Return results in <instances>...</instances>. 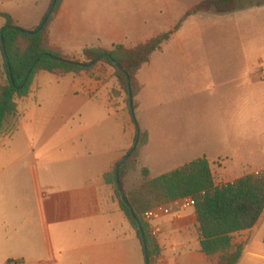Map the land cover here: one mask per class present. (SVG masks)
Returning a JSON list of instances; mask_svg holds the SVG:
<instances>
[{"label": "crops", "instance_id": "1", "mask_svg": "<svg viewBox=\"0 0 264 264\" xmlns=\"http://www.w3.org/2000/svg\"><path fill=\"white\" fill-rule=\"evenodd\" d=\"M50 1L34 0V14L29 24L23 25L25 30H33L40 23ZM199 2L189 6L192 8ZM179 5V0H136V9L129 15L128 11L122 12L126 0H63L49 25V42L71 57H80L82 50L90 47L110 49L121 44L131 48L170 30H174L171 41L181 43L180 21L186 11L167 21L174 22L168 30L162 27L158 11L161 6ZM2 6L0 0L3 11ZM251 10H264V5L234 13L242 19L246 15L240 14ZM9 14L20 27L13 14ZM3 24L4 21L0 28ZM143 65L136 75L140 90L135 97L134 112L139 128L148 133L139 159L142 167L149 169L147 157L164 152L168 156L180 154L187 150L192 139L183 130L159 128L155 115L152 128L143 123L145 81L140 76V72L146 71ZM68 75L72 82L89 86L86 89L89 99L109 101L107 93L102 94L100 89L111 82V72L98 79L88 73L65 76ZM34 80L29 95L36 88ZM108 103L104 105L106 109ZM106 129L75 128L70 133L64 130L69 136L51 149L43 148V128L21 129L17 124L9 135H0V264H144L142 244L104 180V174L128 150L129 130L125 125L119 138L109 140L103 137ZM19 132L40 144L39 149L35 143L30 149L13 145ZM53 164L57 167L51 172ZM12 179L14 183L16 180V186L5 188L4 181ZM166 206L169 212L152 221L158 228L155 238L161 248L157 264H215V258L200 250L194 208L178 209L175 201ZM263 237L264 210L252 228L233 234L232 244L242 246L237 264H255L264 259Z\"/></svg>", "mask_w": 264, "mask_h": 264}, {"label": "rangeland", "instance_id": "2", "mask_svg": "<svg viewBox=\"0 0 264 264\" xmlns=\"http://www.w3.org/2000/svg\"><path fill=\"white\" fill-rule=\"evenodd\" d=\"M199 1L179 0V6L159 7L162 27L168 30L174 25L167 22L169 19L175 16L177 19L191 9L190 3ZM2 3L3 11L13 14L21 28L29 24L34 14V0H2ZM249 3L243 0L240 8H248ZM135 6L136 0H126L122 12L128 11L130 15ZM234 12L192 14L195 17L182 22L178 35L181 43L174 39L166 41L143 65L146 68L145 72H140L145 81L143 123L152 128L155 115L159 128L174 127L187 132L192 139L187 150L180 154L168 156L164 152L147 157L145 163L151 177L202 157L208 160L216 185L264 169V75L260 73L264 66V10L240 14L246 15L242 19ZM109 72L111 82L100 89L109 96V103L106 98L98 102L89 99L86 94L89 86L72 82L69 75L57 77L38 72L34 80L36 88L17 100V112L2 134L9 135L17 124L21 129L43 128V148L51 149L69 136L64 130L70 133L75 128L105 127L108 129L103 137L110 140V137L119 138L126 125L129 150L135 129L127 96L113 77V68L104 63L95 66L94 73L98 77L107 76ZM111 88L120 90L119 95L111 94ZM137 119L140 122L139 115ZM21 132L14 136L12 144L30 149L35 142L21 136ZM35 144L39 149L40 144ZM55 167L53 164L50 171ZM141 168L138 157L136 168L121 178L125 192L143 183ZM15 183L14 179L5 180L4 187H13ZM108 187L114 194L113 186ZM255 264H264V259Z\"/></svg>", "mask_w": 264, "mask_h": 264}, {"label": "trees", "instance_id": "3", "mask_svg": "<svg viewBox=\"0 0 264 264\" xmlns=\"http://www.w3.org/2000/svg\"><path fill=\"white\" fill-rule=\"evenodd\" d=\"M242 1L201 0L186 11L180 23L199 12L215 14L234 12L242 9L240 8ZM248 1L250 2L248 7L264 5V0ZM62 2L63 0L50 1L47 11L53 5L51 13L38 31L36 30L39 24L33 30H25L15 25L9 13L0 10V18L4 21L0 28L4 42L3 49L0 46V134L7 129L15 116L17 100L30 93L34 77L40 71L56 76L88 73L98 79L94 73L95 66L97 63L107 64L113 68V77L120 90L127 96V107L128 94L131 93L135 111L137 108L135 97L140 90L136 75L142 65L149 61L150 55L161 50L162 45L174 32L170 30L160 33L131 48L121 44L113 45L110 49L84 48L80 57H71L65 55L61 49L51 46L49 42V25ZM96 58H99L98 61L91 66L81 65ZM112 61H116L124 72L116 69ZM120 90L112 89L111 94H115L116 97ZM147 141V131L140 129L137 146L119 170L120 183L126 172L136 168L140 150ZM140 171L144 178L143 183L133 191H124L131 212L120 199L114 180V168L104 174V180L106 185L113 186L119 208L140 242V230L144 234L148 264H157L161 248L156 238L150 234V223L143 218L144 213L153 207L170 204L184 197H192L195 202L193 208L197 216L200 250L208 257L215 258V264H237L242 246H234L232 237L236 232L252 228L263 213L264 169L244 174L222 185L214 183L210 164L204 157L193 159L156 177H150L148 168L143 167Z\"/></svg>", "mask_w": 264, "mask_h": 264}, {"label": "water", "instance_id": "4", "mask_svg": "<svg viewBox=\"0 0 264 264\" xmlns=\"http://www.w3.org/2000/svg\"><path fill=\"white\" fill-rule=\"evenodd\" d=\"M52 7H53V5L50 6L49 10L46 12V14L44 15V17L41 19V21H40V23H39L38 28H37L36 31H38V30L41 29V27L45 23L46 19L48 18L49 14L51 13ZM0 46L3 49L4 42H3V38H2L1 35H0ZM98 59L99 58H96L95 60H93L91 62H88V63H85V64H81V65L82 66H85V67L91 66L95 62H97ZM34 62H33V64H34ZM112 64H113V66L116 69H118L121 72H124L123 69L119 66V64L116 61H112ZM31 67L29 68V70H28V72L26 74V78H27V76H28V74H29V72L31 70ZM26 78H25V80H26ZM128 107H129L130 116H131V119H132V122H133V125H134V129H135V137H134V140H133V143H132L131 148L117 161V163H116V165L114 167V180H115V185H116V188L118 190V193H119V196H120L121 201L125 204V206L131 212V209H130V206L128 204V201H127V198H126L124 189H123V187H122V185L120 183V180H119V170H120L122 164L124 163V161L128 158V156L130 155V153L137 146V144H138V138H139V134H140V128H139V125H138L137 120L135 118V112H134V109H133V102H132V95H131L130 92L128 94ZM140 233H141V244H142L143 253H144V264H148V259H147L146 250H145V238H144V234L142 233L141 230H140Z\"/></svg>", "mask_w": 264, "mask_h": 264}, {"label": "built area", "instance_id": "5", "mask_svg": "<svg viewBox=\"0 0 264 264\" xmlns=\"http://www.w3.org/2000/svg\"><path fill=\"white\" fill-rule=\"evenodd\" d=\"M260 73L264 75V66L262 67ZM176 207L178 209H184L189 207H194V199L192 197H184L178 200H175ZM169 209L166 205H159L156 207L151 208L150 210L146 211L143 215V218L150 223V234L151 236L156 237L158 228L157 226L152 224V221L159 217L161 213H168Z\"/></svg>", "mask_w": 264, "mask_h": 264}]
</instances>
